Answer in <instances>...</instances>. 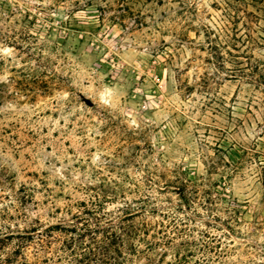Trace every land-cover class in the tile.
Wrapping results in <instances>:
<instances>
[{"label": "rangeland", "instance_id": "1", "mask_svg": "<svg viewBox=\"0 0 264 264\" xmlns=\"http://www.w3.org/2000/svg\"><path fill=\"white\" fill-rule=\"evenodd\" d=\"M0 264H264V0H0Z\"/></svg>", "mask_w": 264, "mask_h": 264}, {"label": "trees", "instance_id": "2", "mask_svg": "<svg viewBox=\"0 0 264 264\" xmlns=\"http://www.w3.org/2000/svg\"><path fill=\"white\" fill-rule=\"evenodd\" d=\"M99 229H103V228H99ZM97 230H94V232H96ZM205 237L209 240L208 242H205V243H202L203 244V247H205L206 249H208L209 252H213V251H216V249L219 247L218 244L216 245H213L214 242H215V238H210L208 235H205ZM115 240H122V236L120 234H117L116 232H112L111 233V236H106V240L108 241H111L113 239ZM212 239V240H211ZM216 243H219V245L221 244L220 241H217Z\"/></svg>", "mask_w": 264, "mask_h": 264}]
</instances>
